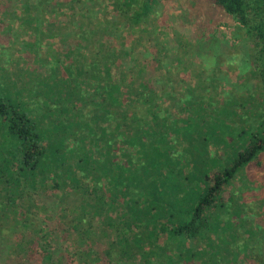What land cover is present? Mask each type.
I'll return each instance as SVG.
<instances>
[{"label":"trees","instance_id":"trees-1","mask_svg":"<svg viewBox=\"0 0 264 264\" xmlns=\"http://www.w3.org/2000/svg\"><path fill=\"white\" fill-rule=\"evenodd\" d=\"M124 1L140 5L135 20L152 11L156 2ZM202 1H207L215 14L209 24L198 13L195 26L199 33L194 34V39L189 38L190 54L198 57L195 46L199 47L206 36H211L212 42L215 40L223 17L237 22L255 45L262 46L256 63L261 61L254 73L256 93L244 99V112L233 113L239 128L236 136H227L221 130L212 135L208 132L209 101L200 93L197 99L186 101L185 123L189 128L175 121L173 115H158L155 105L139 128L129 103L124 106L117 100V86L112 83L123 64L117 53L113 51L110 56L105 50L95 53L94 60L80 58V53L69 46L73 39L68 36L51 37L63 46L61 51L56 48V52L52 47L55 59L50 57L48 61L54 60V67L34 72L23 69L18 73L20 78H14L9 68L6 70L5 84L0 81V129L4 128L6 136L16 139L18 145L14 158L11 157L13 161L0 167V196L4 199L0 216L12 220L15 237H8L11 252L25 260V264H70L62 254L54 258L53 251L40 246L43 242L38 241L49 235H42L43 229L38 221H32V213L24 211L22 216L18 207V200L27 195L32 200L43 193L39 191H57L62 187H70L78 194L85 188L79 203L72 206L73 216L67 229L79 235L86 246L81 255L91 258L86 261L88 264H112L111 260L120 263L126 258L132 261L138 259V254L145 264H183L186 255L193 257L195 264H232V258H239V264L246 260L264 264L259 259L264 247V222L256 219L249 224L252 210L259 203L264 205V0ZM244 55L248 57L249 53L240 57ZM128 80L126 85L135 84ZM151 93L150 97L146 95L150 101L155 99ZM12 97L20 102L42 98L44 111L29 114ZM94 100L97 102L91 106ZM227 102L236 105L233 100ZM114 120L119 121L121 130L114 128ZM170 130L180 131L171 141ZM133 137L137 138L135 142ZM172 141L185 146L181 151L186 154L184 171H177L178 165L170 159L179 151ZM77 143L79 149L75 150L72 147ZM166 152V157L156 161L158 153ZM122 154L125 163L119 161ZM48 158L51 160L44 167L42 163ZM37 175L39 182L35 180ZM87 176L96 183L100 181L99 185L88 190ZM239 176H243L244 185L251 184L248 188L253 190L252 195H245V191L243 196L235 191L226 201H218L222 185ZM103 182L109 190L107 199H91L92 194L97 196L101 189L105 190ZM259 213L264 214V208ZM93 217L112 232L111 244L101 251L93 249L90 243L87 247L89 235L84 224ZM241 224L252 228L249 232L254 239L243 237ZM52 233L53 230L49 238ZM222 249L232 258H218L214 254ZM174 257L180 260L175 262Z\"/></svg>","mask_w":264,"mask_h":264},{"label":"rangeland","instance_id":"rangeland-1","mask_svg":"<svg viewBox=\"0 0 264 264\" xmlns=\"http://www.w3.org/2000/svg\"><path fill=\"white\" fill-rule=\"evenodd\" d=\"M139 6L128 5L124 0H0V81L5 84L8 68L13 72L14 78L17 76L20 78L18 73L23 69L34 72L44 71L51 65L54 67V60L52 63L48 61L50 57L55 59L52 47L56 52V48L61 51L60 48L63 46L57 44L58 41L51 37L68 36L73 39L69 46L72 45L80 53L78 54L80 58L94 60L95 53L105 50L110 56L113 51L117 53L118 59L123 64L119 70L117 69V74H114L112 83L117 86L115 88L118 93L117 100L124 106L130 105L129 108L139 128L143 127V120L153 109V105L158 115H173L175 121L189 128V124L185 123L188 117L186 101L190 98L197 99L200 93L209 101L208 132L212 135L215 131L221 130L227 136L238 135L239 128L234 122L233 113L244 112V99H249L256 93L257 78L254 77V73L261 61L256 63L258 51L262 46L255 45L249 34L240 29L237 22L223 17L220 27L216 28L218 31L215 40L212 42L211 36H206L205 40L201 39L200 46H195V50L198 49V57H195V53L190 54L188 48L189 38L194 39V34L199 33L195 26L198 13L202 14L201 18L209 24L215 14L207 1L201 0V3L196 4L195 0H156L152 11L143 15L141 20H135L134 15L139 10ZM54 41L56 45L53 46ZM191 49L195 51L193 47ZM245 53H249V56L244 55L241 58V54ZM86 72L88 73L89 70ZM126 79L135 84L126 85ZM150 91H153L151 96L155 97L152 101L146 97V95L150 97ZM12 98L29 114H39L44 111L42 98L25 99L21 102L15 97ZM228 100H233L236 105L229 104ZM95 102L97 101L94 100L91 106ZM115 121H113L114 128L121 130L119 121H116L119 123L117 125ZM169 133L171 141L180 131L170 130ZM6 135L4 128H1L0 138L2 137L3 141L0 142V167L13 161L15 148L18 145L16 139ZM136 140L137 138L133 137V142ZM172 143L179 151L170 155V159H174L175 164L178 165L175 167L177 171H184L186 167L182 164L186 162L184 159L186 154L181 151L185 146H181V143L175 144L174 141ZM78 146L79 143L72 148L77 150ZM212 150L216 148L212 147ZM167 153H158L155 157L156 161L166 157ZM176 153L183 154L179 156ZM49 160L51 159L44 160L42 165L44 167L48 165ZM119 161L125 163L124 154ZM246 170L247 168L244 167V172ZM214 174L215 172L213 176ZM87 177L88 190L99 185L100 181L96 183L92 177ZM242 177L239 176L231 183L223 184L218 201L220 199L226 201L235 191L242 192L243 196L245 191H247L245 195H252L250 192L253 190L248 188L251 184L244 185ZM35 180L39 182L40 176L37 175ZM101 185L105 190L100 187L101 191L97 196L92 194L91 199L94 197L96 199L100 197L99 200L103 199V201L107 199L109 192L106 189L107 183L103 182ZM39 192L43 193L40 196H33L32 200L28 195L18 200V207L22 216L25 214L24 211L32 213L30 214L33 215L32 221H38L43 229L42 235L50 236L53 230L51 238L48 236L38 241L43 242L40 246L49 252L53 251L54 258L57 254H62L70 264H88L86 261H90L91 258L81 255L86 246L80 242L79 235L70 233L67 229L69 220L73 216L72 206L79 203L84 196L85 188L81 194L70 187ZM3 200L0 196V205L4 204ZM242 200L244 202V198ZM248 200L251 201V198ZM262 204L259 203L255 211L252 210L249 224L256 219L264 222V214L259 213L264 208ZM12 225V220L0 216L2 229H0V264H25V260H21L11 252L12 243L8 237H15ZM84 227L89 235L87 247L90 243L93 249L101 251L105 245L111 244L112 232L106 228V225H100L99 219L94 217L87 219ZM240 228L243 237L254 239V234L249 232L252 230L251 227L241 224ZM27 232L32 235V231L27 230ZM262 245L264 246V243ZM148 246V244L147 247L145 246L146 250ZM262 249L259 255L261 261L264 260V247ZM219 250L214 252L218 258L222 255L232 258L225 249H222L221 253ZM186 256L183 264H195L196 260L193 257ZM39 258L41 259L40 255ZM135 258L138 259L130 261L126 258L120 263L113 260L111 262L112 264H145L141 254L136 255ZM232 259V264H239V258ZM172 260L176 262L180 258L174 257ZM96 263L110 264L107 261ZM244 264L253 263L246 260Z\"/></svg>","mask_w":264,"mask_h":264}]
</instances>
